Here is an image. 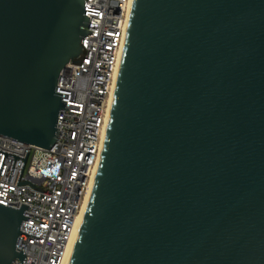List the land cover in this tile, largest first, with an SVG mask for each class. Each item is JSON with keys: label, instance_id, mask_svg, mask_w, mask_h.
Returning <instances> with one entry per match:
<instances>
[{"label": "water", "instance_id": "water-1", "mask_svg": "<svg viewBox=\"0 0 264 264\" xmlns=\"http://www.w3.org/2000/svg\"><path fill=\"white\" fill-rule=\"evenodd\" d=\"M85 0H0V136L49 150ZM26 207L0 205V264ZM68 264H264V0H135Z\"/></svg>", "mask_w": 264, "mask_h": 264}, {"label": "built area", "instance_id": "built-area-1", "mask_svg": "<svg viewBox=\"0 0 264 264\" xmlns=\"http://www.w3.org/2000/svg\"><path fill=\"white\" fill-rule=\"evenodd\" d=\"M135 0H85L82 53L61 72L55 145L0 136V205L26 207L12 264H63L101 161Z\"/></svg>", "mask_w": 264, "mask_h": 264}, {"label": "bare ground", "instance_id": "bare-ground-1", "mask_svg": "<svg viewBox=\"0 0 264 264\" xmlns=\"http://www.w3.org/2000/svg\"><path fill=\"white\" fill-rule=\"evenodd\" d=\"M117 82H118V78L116 79L115 86L113 88V93H112L111 102H110L109 114H111V112H112V107H113L114 97H115V93H116ZM110 117H111V115H110ZM97 173H98V171H97ZM97 173H95V175H94V178H93V180H92V182L90 184V187L88 189V192H87V195H86L82 210L80 212L79 217L77 218L76 226H75V230H74V234H73V238H72V241H71V243L69 245V248H68V251H67V254H66V257H65V261H64L63 264H68L69 260L71 258L72 251H73V248H74V244H75V241H76V238H77V235H78V232H79L82 220H83V216H84V213H85V210H86V207H87V204H88V201H89V198H90V195H91V192H92V189H93L96 177H97Z\"/></svg>", "mask_w": 264, "mask_h": 264}]
</instances>
